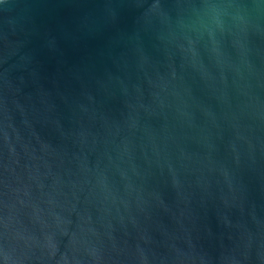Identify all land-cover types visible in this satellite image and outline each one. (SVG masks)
Here are the masks:
<instances>
[{"label": "water", "instance_id": "1", "mask_svg": "<svg viewBox=\"0 0 264 264\" xmlns=\"http://www.w3.org/2000/svg\"><path fill=\"white\" fill-rule=\"evenodd\" d=\"M0 264H264V0H0Z\"/></svg>", "mask_w": 264, "mask_h": 264}]
</instances>
